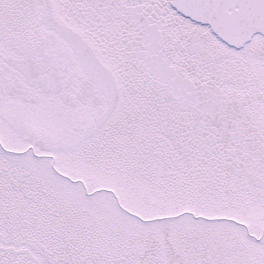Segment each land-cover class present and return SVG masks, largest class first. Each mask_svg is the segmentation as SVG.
Returning a JSON list of instances; mask_svg holds the SVG:
<instances>
[{
    "label": "snow or ice",
    "instance_id": "6c2138e0",
    "mask_svg": "<svg viewBox=\"0 0 264 264\" xmlns=\"http://www.w3.org/2000/svg\"><path fill=\"white\" fill-rule=\"evenodd\" d=\"M0 264H264V0H0Z\"/></svg>",
    "mask_w": 264,
    "mask_h": 264
}]
</instances>
